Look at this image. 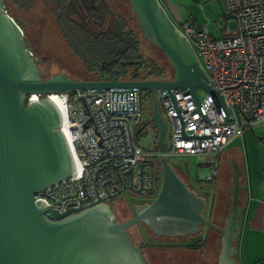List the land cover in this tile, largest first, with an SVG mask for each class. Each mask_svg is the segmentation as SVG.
<instances>
[{"label": "water", "instance_id": "1", "mask_svg": "<svg viewBox=\"0 0 264 264\" xmlns=\"http://www.w3.org/2000/svg\"><path fill=\"white\" fill-rule=\"evenodd\" d=\"M127 1L143 37L168 59L172 80H76L64 73L44 79L23 30L0 0V264H148L141 246L127 232L138 223L153 235L170 239L197 236L204 226L206 232L211 228L221 235L217 264H240L236 244L247 219L240 192L246 187L239 182L240 168L235 163L230 208L222 227L206 219L207 196L190 189L166 155L160 158L161 181L150 189L154 199L136 205L133 217L124 222L118 221L109 203H99L73 209V215L53 223L44 213L61 215L33 200L40 191L74 176L76 166L60 129L58 105L46 97L27 101L31 94L102 92L116 87L147 90L152 107L149 123L155 125L157 150L163 154L167 124L159 110L158 90L173 98V89H186L200 109L197 90L203 89L226 111L192 46L159 0ZM132 192L146 194L143 189Z\"/></svg>", "mask_w": 264, "mask_h": 264}, {"label": "built area", "instance_id": "2", "mask_svg": "<svg viewBox=\"0 0 264 264\" xmlns=\"http://www.w3.org/2000/svg\"><path fill=\"white\" fill-rule=\"evenodd\" d=\"M223 3L224 23L218 38L191 20L175 25L195 51L226 111L208 92L203 98L199 96V109L186 89H173V98L158 90L170 131V145L164 154L147 151L138 141L141 119L137 88L26 97L27 101L46 97L58 105L60 129L76 166L74 176L33 197L61 215L57 218L46 211L43 216L47 221L57 223L73 215V209L108 203L126 190L148 193L161 173L155 162L160 163L162 155L205 156L212 170L206 181L211 182L218 173L216 155L254 124L264 125V0ZM256 264H264V260Z\"/></svg>", "mask_w": 264, "mask_h": 264}, {"label": "rangeland", "instance_id": "3", "mask_svg": "<svg viewBox=\"0 0 264 264\" xmlns=\"http://www.w3.org/2000/svg\"><path fill=\"white\" fill-rule=\"evenodd\" d=\"M96 1V2H95ZM163 2L162 7L166 10L174 23L180 24L188 18H192L197 26L205 29L215 38L220 35V26L224 23L223 16L225 8L223 0H160ZM67 8H65V23L70 22V18H74L80 25L97 24V31H103L107 25L112 23V19L122 18L125 20L128 28L137 33L139 39V49L145 57L153 58L159 63H166L168 60L158 49L151 45L144 37L141 29L137 24L134 13L127 0H68ZM97 5L98 10L95 15L100 17L95 20L89 16L88 6ZM8 9L14 19L17 20L24 32V40L27 48L33 53L36 63L39 67L40 74L43 78L48 79L50 76L64 73L73 79H83L88 73L94 74L95 71L88 70L83 59L79 58V54L83 51L81 43H74L78 50L75 54L72 47L68 46L66 39L60 34L55 20L48 16L45 12L46 7L43 3L36 4L34 7L25 10L13 0H8ZM172 12H178V20L174 19ZM93 14V15H94ZM91 15V14H90ZM116 21L112 24L113 32L116 28ZM111 26V25H110ZM81 27V26H80ZM70 28V29H69ZM66 29L67 36H71L68 30H75L74 27ZM111 29V28H110ZM78 40L81 41V29L76 33ZM76 40L74 37H72ZM167 60V61H166ZM170 78V77H167ZM169 80V79H168ZM171 80V79H170ZM198 95L203 98L206 92L203 89L197 90ZM140 119L141 124L149 123L152 112L150 93L147 90H140ZM159 110L163 118L164 112L159 101ZM254 124V129H258ZM153 126L147 125L141 132L137 134L138 141L144 149L154 152L157 150L156 130ZM154 130V131H153ZM251 133V131H248ZM253 135V134H252ZM167 147L170 145V131L165 135ZM256 141L257 138H256ZM230 144V143H229ZM228 144V145H229ZM231 147V146H230ZM247 150L242 145L241 149L232 146H225L222 152L216 155L218 173L217 177L207 182V178L211 175L212 170L206 164V157L203 155H171L170 163L178 170L187 174L188 184L201 193H209L211 210L213 213H205L206 217L211 215L212 222H218L217 218H224L228 213H216L217 211H228L231 201L232 188V166L237 164L240 168L239 182L243 186L245 181V172L247 169ZM259 148L250 147L249 154L253 156H261ZM205 164V166L203 165ZM155 167L161 170L159 162H155ZM240 196H245L243 191ZM141 196L134 194L132 191L126 190L118 194L115 198L108 200L113 212L117 216L118 221L124 222L133 215V203L141 200ZM210 205V204H209ZM221 223V222H219ZM128 234L133 238L135 244L139 245L143 242L151 241V243L162 244V247L153 248L156 261L149 250H146L145 256L149 264H217L220 252L219 233L211 230L208 239L204 238V246L199 250H188L184 247H173L167 244H186L191 239L186 237L166 239L164 237L154 236L141 223H138L127 229ZM199 238V237H198Z\"/></svg>", "mask_w": 264, "mask_h": 264}, {"label": "trees", "instance_id": "4", "mask_svg": "<svg viewBox=\"0 0 264 264\" xmlns=\"http://www.w3.org/2000/svg\"><path fill=\"white\" fill-rule=\"evenodd\" d=\"M13 1L18 3L25 10L34 7L36 4L43 3L46 7V14L55 20L60 34L64 36L68 46L73 48L75 54H77L78 50L75 48L76 45L74 43H81L84 52L81 51V54H79V58L83 59L84 64L86 65L88 70L95 71V73L90 74L89 72L88 75H86L83 79L79 78L77 80L108 81L111 79H116L118 81H168V79H173L174 73L172 67L169 64V61H167L168 59L166 60V63H159L153 58L145 57L139 49V39L137 33L134 30L128 28L125 20L122 18L112 19V23H109L106 29L98 32L97 24L80 25L74 18L69 19L71 23L64 24V16L66 17L65 8H67L68 0ZM4 4L7 13L14 19V16L10 14L8 9V0H4ZM97 10L98 8L96 3L88 6V11L91 14H89V16L93 17V19L95 20L100 18L94 14ZM115 20H117V29L113 32L112 24ZM15 21L20 26L19 22L17 20ZM69 27H74L75 29L71 31L68 30L71 34L70 37L67 36L66 32V29H68ZM79 29H81L82 33L81 41L77 39L78 36L75 34ZM72 37H74L76 40H74ZM147 125H149L148 122L141 124L140 127L144 129ZM146 243L147 242H143L142 244L145 246ZM162 246V244L151 243L150 245H148L147 243L145 249L149 250L152 253L153 258L156 261L157 257L155 256L152 249ZM178 247H184L188 250H199L203 248L202 244L199 245V242H193V245L189 244L187 246Z\"/></svg>", "mask_w": 264, "mask_h": 264}, {"label": "crops", "instance_id": "5", "mask_svg": "<svg viewBox=\"0 0 264 264\" xmlns=\"http://www.w3.org/2000/svg\"><path fill=\"white\" fill-rule=\"evenodd\" d=\"M159 2L163 5L162 1L159 0ZM171 14L174 19L178 20V12L171 11ZM186 20H191L196 24L192 18ZM256 126L258 127L257 131L254 129L247 130L242 138H233L229 142L230 144L226 145L227 149L232 146L241 149L243 145L248 152L247 172H245V181L242 182L246 190L243 191L245 196H241L240 203V206L247 209V219L241 239L236 244L239 251L236 260L240 264H256L264 260V125L257 124ZM250 147L259 148L262 152L261 156L251 157L249 154ZM218 213L227 212L221 210Z\"/></svg>", "mask_w": 264, "mask_h": 264}, {"label": "flooded vegetation", "instance_id": "6", "mask_svg": "<svg viewBox=\"0 0 264 264\" xmlns=\"http://www.w3.org/2000/svg\"><path fill=\"white\" fill-rule=\"evenodd\" d=\"M149 126H153V128L152 129H154V130H156V128H155V125L153 124V123H150L149 124ZM153 130V131H154ZM161 165V164H160ZM175 168V167H174ZM175 170L177 171V173H178V175L183 179V181H187L186 179V177H187V174H185L182 170L181 171H178L176 168H175ZM161 178H162V171H161V173H160V175H158L157 177H156V184H155V187L157 188L158 187V185H159V183H160V181H161ZM187 184H188V182H186ZM188 186H189V188L190 189H194L195 191H197L194 187H192V186H190L189 184H188ZM197 193L200 195V196H207V209H206V213H213V211L211 210V206L209 205V204H211L210 203V201H211V197H210V195H209V193H201V192H199V191H197ZM143 198H141V200H139V201H137V202H135V203H133V211H132V213H134V207L136 206V205H144V204H148V203H151L152 202V200L154 199V197H155V193H154V191H149L148 193H146L145 194V196H142ZM210 206V207H209ZM216 213H218V211L216 212ZM226 216H227V214L224 216V218H217V221L218 222H212V217H211V215L209 216V217H206V219H209L214 225H216L217 227H222L223 226V223H224V220H225V218H226ZM132 217H133V215H132ZM219 222H221V223H219ZM145 228H147L144 224H142ZM148 229V228H147ZM149 230V229H148ZM211 230H213V229H209L207 232H206V227L204 226L203 227V232L201 233V234H199V235H197V236H189V237H186V239H188V238H190L191 240L188 242V243H186L187 245H193V242H195V243H197V242H199V245L200 244H202V246H204V243H205V241H204V238H205V240L206 239H208V236H209V234H210V231ZM150 231V230H149ZM213 231H215V230H213ZM151 232V231H150ZM217 232V231H216ZM152 233V232H151ZM218 233V232H217ZM220 235V234H219ZM155 236V235H154ZM199 237V238H198ZM220 237H221V235H220ZM166 239H170V238H166ZM221 241V240H220ZM147 243H148V245H150L151 244V241H147ZM146 243V244H147ZM146 244H145V246H146ZM183 245V244H167V245H170V246H173V247H177V246H187V245ZM140 246H141V248H142V250H143V252L145 251V246L141 243V244H139Z\"/></svg>", "mask_w": 264, "mask_h": 264}]
</instances>
